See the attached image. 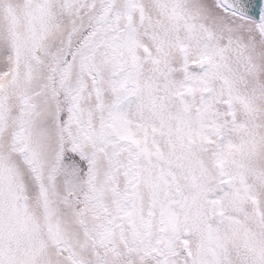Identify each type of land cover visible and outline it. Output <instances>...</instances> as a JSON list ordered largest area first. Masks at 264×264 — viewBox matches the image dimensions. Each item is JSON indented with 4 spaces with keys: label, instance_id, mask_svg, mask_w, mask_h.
I'll list each match as a JSON object with an SVG mask.
<instances>
[{
    "label": "snow or ice",
    "instance_id": "1",
    "mask_svg": "<svg viewBox=\"0 0 264 264\" xmlns=\"http://www.w3.org/2000/svg\"><path fill=\"white\" fill-rule=\"evenodd\" d=\"M0 264H264V0H0Z\"/></svg>",
    "mask_w": 264,
    "mask_h": 264
}]
</instances>
